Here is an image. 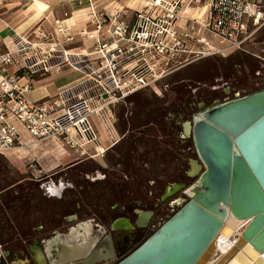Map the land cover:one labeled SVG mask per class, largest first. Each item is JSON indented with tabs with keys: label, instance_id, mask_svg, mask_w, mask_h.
I'll use <instances>...</instances> for the list:
<instances>
[{
	"label": "built area",
	"instance_id": "2783aa9c",
	"mask_svg": "<svg viewBox=\"0 0 264 264\" xmlns=\"http://www.w3.org/2000/svg\"><path fill=\"white\" fill-rule=\"evenodd\" d=\"M188 6L206 7L205 16H190L180 26ZM132 14V21H126L116 12H96L92 6L94 28L82 32L96 41L88 51L61 49L56 54L57 44L45 48L17 32L7 40L0 50L1 153L45 140L70 147L97 144L92 116L149 85L156 66L167 64L178 52L197 58L244 50L246 40L264 25V0H145ZM65 36L66 41L74 39L70 33ZM187 40L193 47L188 48ZM59 64L82 76L53 96L32 99V75H44ZM27 167L34 177L42 171L35 159ZM0 254L6 257L1 245Z\"/></svg>",
	"mask_w": 264,
	"mask_h": 264
},
{
	"label": "flooded vegetation",
	"instance_id": "af4514ba",
	"mask_svg": "<svg viewBox=\"0 0 264 264\" xmlns=\"http://www.w3.org/2000/svg\"><path fill=\"white\" fill-rule=\"evenodd\" d=\"M254 74L259 75L260 69L254 71ZM241 83L240 78L225 81L221 97H217L216 93L219 86L209 90L197 84L195 91L198 95L195 97L197 100L203 97L202 105L190 107L189 103L182 102L181 106L175 108L171 103L166 106L173 114L169 117L148 116L140 119L131 117L127 123L117 119L115 126L119 131L125 129L123 133L125 136L110 149L84 154L73 162L57 165L50 170L42 168L38 177H33L32 172L29 173L34 178L31 180L37 184H53L56 189V191L52 189L49 204L44 206L39 198L31 193L24 198L19 195L18 198L21 203L17 212L21 216L20 219L26 216L24 212L30 208L33 207L36 211L33 232L39 239V246L45 253L46 262L36 261L26 239L20 235L27 229L26 223L22 220L18 222L19 237L16 245L19 257L16 264H115L139 246L191 198L199 186V175L188 174L192 169L191 159L198 160V157L193 139L183 135L184 122L192 121L195 115L219 103L245 95L240 92ZM201 90H204V93ZM207 98L208 103L205 100ZM162 109L166 108L155 106L153 110L148 109L146 114H153L155 110L160 112ZM137 112V108L131 110L133 116ZM180 114H183L182 118ZM186 117L189 119H185ZM141 122L143 123L141 137L152 135L158 129L168 131V140L171 144L168 153L173 154V165L168 174L171 182L152 178L150 175L148 186H144L135 180L127 166L120 164L131 150V145L126 140L133 132L134 125ZM159 125L164 126L158 127ZM187 138L192 141L191 147L190 145L184 147ZM192 152L194 157L184 158L185 153ZM150 160L151 156L146 152L145 164L139 166L147 175L150 166L146 162ZM184 160L187 168L182 171ZM79 169L83 174L77 179L76 172ZM18 183L21 185V180ZM153 189L158 193H154ZM182 196L187 198L184 200ZM80 222H82L80 227L76 229L75 226ZM76 230L83 232L85 242L80 252L69 251L54 242L61 234L74 239ZM0 264L12 262L9 257H2Z\"/></svg>",
	"mask_w": 264,
	"mask_h": 264
},
{
	"label": "crops",
	"instance_id": "0c3cea01",
	"mask_svg": "<svg viewBox=\"0 0 264 264\" xmlns=\"http://www.w3.org/2000/svg\"><path fill=\"white\" fill-rule=\"evenodd\" d=\"M91 8L92 6L89 5L87 0H0V50H4V44L9 38L14 37V33L17 32L26 35L30 39L39 40L42 47L48 43H54L61 46L64 50L72 51L77 48V46L71 47L74 42L77 43V41H82L81 39H87L82 35V32L91 31L94 28V24L90 20L91 15H89ZM103 10L117 13V10H108L106 7L98 8L97 11L102 12ZM205 10L206 7L204 6H190L188 16L180 19L178 24L184 26L186 19L190 16H205ZM127 21H132V16H128ZM67 33L73 34L76 40L66 41L65 34ZM92 34H95V32H92ZM92 40L95 45V39ZM186 43L188 48L193 47L191 41L187 40ZM80 44L78 46L80 51H88L87 47L83 46L85 41ZM235 51L247 52L245 49L231 50L224 56H220L225 58ZM252 55L254 54L252 53ZM215 57L216 55H209L196 58L191 53L178 52L175 58L171 61L169 60L164 66L160 65L153 68L152 73L156 75V78L149 85L143 86L123 98H119L115 104L105 108L98 117L92 116V121L98 135V143L95 145L88 144L83 147H70L61 144L57 140H45L38 142V144H31L20 148L19 150H12L9 153H4V155L12 156L14 154L22 156L28 151L33 150V153H37V155L34 154L36 155L37 165L45 170H50L57 165L73 162L84 154L110 149L113 144L125 136L123 134L125 133V129L119 131L115 126L117 119H120L123 123H127L131 117L137 119L148 116L154 118L169 117V115L173 114L170 108L166 107L168 104L173 103L175 108L181 106L182 102L189 103L190 107H194L197 104L202 105L203 101H200L201 99L196 100L197 98L195 97L196 94L198 95L195 91L197 84L212 90V88L218 86L216 83L221 80L235 81L236 75L232 71L231 65L226 64L221 67L215 60ZM65 66L67 65H54L51 71L44 75H32L30 81L32 88L29 91V96L34 100L53 96L58 90L77 82L82 76L81 72ZM14 69L15 67H9L10 72L14 71ZM253 71H256V69H253ZM149 78L150 76L147 77V79ZM155 106H163L166 109H162L160 112L155 110L153 114H146L148 109L153 110ZM136 108L138 112L133 116L131 110ZM180 116L182 118L183 114H180ZM142 124L141 122L134 125L133 132L128 136V140H126L130 143L131 150L126 155L125 160L120 161V164L127 166L138 183L148 186L150 176L139 167L140 164L145 162V153L148 152V156L151 157H161L168 154L171 144L168 140L167 130L158 129L152 135L141 137ZM160 126L164 125H159L158 127ZM27 172L31 173L30 169L26 166V169H21L23 176L18 181L0 190V193L7 190L6 195L2 199L0 198L1 207L10 204L14 205L12 201H16V208H18L15 211L18 212L21 207V203L18 200L19 195L24 198L29 193L36 195L43 206L49 204V200L51 199L49 195L52 189H55V186L53 184H37V182L31 180L34 179L31 175L28 177V175L24 174ZM82 174V170L79 169L76 172V178H80ZM20 180L21 185L18 183ZM24 214L31 216V220L24 216L22 219H17L15 226L12 222L6 221L4 228H1V233L9 235L10 231H14L16 233L15 241H17L19 237L18 222L23 220L26 223L27 229L23 233L21 232L20 235L26 239L28 248L33 252L36 261L45 263V253L42 251L41 246H39L38 237L33 232L36 211L32 207L29 211L24 212ZM46 217L47 215H45ZM74 237V239H71L66 237L65 234H61L54 242L69 251L80 252L85 244L83 232L76 230ZM10 252H17L16 243L14 250L10 247H7L5 250L6 257H9L12 264H16L17 257L11 259L8 255Z\"/></svg>",
	"mask_w": 264,
	"mask_h": 264
},
{
	"label": "water",
	"instance_id": "95a60500",
	"mask_svg": "<svg viewBox=\"0 0 264 264\" xmlns=\"http://www.w3.org/2000/svg\"><path fill=\"white\" fill-rule=\"evenodd\" d=\"M184 126L198 157L188 174L199 175V186L115 264H232L236 257L250 263L247 254L264 264V88L219 103ZM228 213L248 222L217 252L212 241Z\"/></svg>",
	"mask_w": 264,
	"mask_h": 264
},
{
	"label": "rangeland",
	"instance_id": "374dc122",
	"mask_svg": "<svg viewBox=\"0 0 264 264\" xmlns=\"http://www.w3.org/2000/svg\"><path fill=\"white\" fill-rule=\"evenodd\" d=\"M89 5L93 6L94 11L98 12V8L106 7L108 10H117V15H120V18L124 20H128V16H132V12L136 8H142L144 1L143 0H87ZM159 1V0H158ZM86 10V9H84ZM91 20V18H90ZM92 29V28H91ZM252 28H250L251 30ZM85 36V35H84ZM72 37L74 35L72 34ZM79 38V37H78ZM76 40V39H74ZM82 41H77V43H73L71 47L77 46L76 49H73L72 51H80L78 46H80L81 42L85 41V44L83 45L84 47H87L88 50L94 49V44L92 39H81ZM45 48H48L47 45L44 46ZM56 54L60 53L58 50H61L62 47L59 45H56ZM244 49L247 51H235L228 57L223 58L220 55H216L215 60L217 63L222 67L224 65H231V69L234 72L235 79L237 80L240 78L243 82L241 83V94H247L252 91L264 88V25L259 27L254 31V33L246 40ZM252 53L254 55H252ZM163 64V63H162ZM161 66H164V64ZM65 67H68L65 66ZM260 69V74L255 75L254 71ZM249 79V81L247 80ZM247 81V82H246ZM225 80H221L217 82L219 88L217 89V97H221L222 94V87L224 86L223 83ZM248 83V84H247ZM203 89H206L203 87ZM204 93V90H201ZM153 95V93H152ZM203 97L201 98L200 101H202ZM186 100V98H185ZM197 100V99H196ZM206 102H209V98L205 99ZM187 101V100H186ZM196 103V101H195ZM186 119H189L186 117ZM191 139L187 138L184 147L187 145H190L191 147ZM30 150V149H29ZM33 150L28 151L26 154L22 156H17V155H12V156H6L4 153L0 152V190L3 189L4 187L15 183L18 181L23 176V173H21V169H26L27 164L30 162L32 159H36L37 153H33ZM36 152V151H35ZM33 154V155H32ZM36 154V155H34ZM19 155V154H18ZM172 155L171 153H168L166 155H163L161 157H151L150 162H146L148 166H150V170L148 173V176H152V178H159L165 179L169 182H171V178L168 176L170 173V170L172 168ZM186 157H194V153L190 154H184V158ZM37 163V161H36ZM151 164V165H150ZM187 166L185 164V160L183 162V169L182 171L186 170ZM30 177V174L24 173ZM185 180H187L185 178ZM190 180V179H189ZM188 180V181H189ZM156 186H153V188ZM187 190V189H186ZM6 192L0 193V198L2 199L4 195H6ZM154 193H158L157 190L153 189ZM9 194V193H7ZM183 199L185 200L187 197L182 196ZM14 202V205H6L1 207L0 206V244H1V249L4 251L7 249V247L12 248L13 250L15 249V243H16V233L14 231H10L9 235H5L1 233V228L5 226V222H12L13 225L15 226L17 223V219H20L21 216L18 214L15 210L17 203L15 204L16 201ZM5 209V210H4ZM12 209V210H11ZM27 219L31 220V216L26 214ZM12 223H10L12 225ZM80 223H77L75 226L76 229L80 227ZM244 228L241 227L240 230ZM11 237V238H10ZM228 237V236H227ZM10 238V241H9ZM11 259H14L15 257H19V254L17 252H10L8 254ZM247 256L251 259V261H254V258H252L250 255L247 254ZM0 260H2V255L0 254ZM250 264L244 257H236L234 262L232 264Z\"/></svg>",
	"mask_w": 264,
	"mask_h": 264
},
{
	"label": "bare ground",
	"instance_id": "6f19581e",
	"mask_svg": "<svg viewBox=\"0 0 264 264\" xmlns=\"http://www.w3.org/2000/svg\"><path fill=\"white\" fill-rule=\"evenodd\" d=\"M189 8L190 6H188V8L185 10L182 18L188 16ZM9 152L10 151H6V153H9ZM247 222H248V219H236L230 213H228L222 226L217 232L216 237L212 241V244L214 245V249L217 252L225 251L234 242V240L240 235L242 231L240 230V228L245 226ZM244 244H248V243L244 241L243 245ZM246 248H250V247L247 245ZM239 250L241 252L242 248H239ZM260 255L262 256V254ZM260 255H257L256 257L258 258V256ZM259 262L264 263V259L260 257ZM250 264H257V263L254 260V261H250Z\"/></svg>",
	"mask_w": 264,
	"mask_h": 264
}]
</instances>
